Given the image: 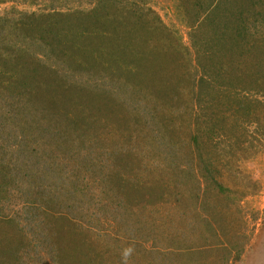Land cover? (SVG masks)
I'll list each match as a JSON object with an SVG mask.
<instances>
[{"label": "rangeland", "instance_id": "1", "mask_svg": "<svg viewBox=\"0 0 264 264\" xmlns=\"http://www.w3.org/2000/svg\"><path fill=\"white\" fill-rule=\"evenodd\" d=\"M67 4L64 0L0 1V17L8 16L5 20L16 29L15 48L36 47L26 32L27 26L18 25L19 14H37L40 17L37 26L42 30L49 20L41 14H53L54 18L79 11L77 14L88 17L75 23V31L65 26L67 22L56 19L55 33L51 36L56 40V50L65 57L61 58L65 62L62 68L67 67L64 71L73 73L71 80L75 87L65 83L43 102L32 104L35 111L32 116L44 125L53 116L58 129L72 120L67 135L69 142L75 144L73 147L67 144L65 150H58L59 147L44 146L48 151L44 159L50 165L54 162L61 165L64 178L59 179V172L46 176L40 173L44 176L41 180L25 175L34 160L23 170H17L19 174L13 173L10 203L0 209V264H93L94 259H81L77 250L98 257L107 253L105 245L113 252L103 254L95 264H264V124L252 120L248 112L238 114L243 117L240 123L227 117L229 110L237 112L232 107L234 96L216 105L205 94L203 102L206 100L215 110L218 108L217 116L224 123L220 122V135L214 141L202 138L199 149L189 145V126L194 121L191 76L195 78L201 71L195 47L198 44L194 40H202V45H206L216 36L224 37L220 53L225 68L223 82L228 84L232 71L229 62L234 55L237 64L234 68L238 72H234L233 88L241 90L240 97L250 103L248 108L255 109L260 104L258 100L264 101V0H237L235 25L228 28L236 37L234 49L233 33H227L223 27L230 17L219 22L216 17L201 15L185 0H123L118 5L125 9V17L118 32L111 26L116 16L107 9V2L78 0ZM244 7L251 11L246 13ZM127 14L135 15L129 18ZM199 20L204 27L192 38L189 24ZM219 23L222 25L218 26ZM60 29L68 33L62 37L67 40L63 49L59 47L63 36ZM49 32L50 29L48 35ZM35 38L41 42L39 33ZM48 54L54 64L57 55L50 51ZM38 57L43 58L40 54ZM252 61L256 67L248 77L246 70ZM243 73L246 74L242 76ZM5 102L0 104V110ZM154 107L158 115L151 111L156 116L147 120L145 115ZM27 118V115L21 118L25 130L32 126V119ZM239 124L246 127L234 131L231 126ZM2 136L0 150L5 147L6 151H0V162L5 158L8 163L7 152L18 147L20 133L3 132ZM31 136L32 132L30 140ZM56 139L59 141L60 135ZM105 150L112 153L109 158L105 157L108 153ZM86 152L94 158L87 164L80 155ZM22 164L20 159L14 166L22 168ZM118 169L128 174L129 183L126 177V183L113 184L112 172ZM202 172L213 174L223 185V191L214 190L211 178L203 182L199 191L195 182H199ZM102 174L105 178H101ZM119 188L126 193L128 190L132 202L123 199ZM135 188L140 192L133 193ZM44 192L57 200L40 211L39 204H33L36 197L28 195L36 193L43 200ZM166 200L168 204L161 207ZM162 213L171 215V223L166 226L158 222ZM102 214L107 217L108 226L97 222L95 225L108 230L113 228L109 221L113 216L121 221L116 230L128 229L124 223L130 215H135L139 222L144 218L153 220L146 229L154 233L150 240H160L159 246L142 241L141 246L152 252L145 260L136 254L129 236L120 244L115 243L114 235L105 233V237L99 230L87 232L88 237L80 236L78 220L84 217L87 226L95 221L93 215L101 219ZM183 215L188 221L185 225ZM137 224L131 229L145 227V223L142 227ZM189 224V239L183 242L179 234ZM212 227L218 231L217 238ZM165 238L169 241H162ZM216 243L224 246L216 251L209 248ZM184 250H189L186 257L181 255ZM162 254L168 259L162 260Z\"/></svg>", "mask_w": 264, "mask_h": 264}, {"label": "trees", "instance_id": "2", "mask_svg": "<svg viewBox=\"0 0 264 264\" xmlns=\"http://www.w3.org/2000/svg\"><path fill=\"white\" fill-rule=\"evenodd\" d=\"M0 1H8V0H0ZM64 1H68L67 5H72V4H75L76 1L78 0H64ZM185 1L192 8H194V10H198V13H200L201 15L216 17L219 22L223 20L226 16H229L230 19L227 21V23L223 27L225 29L224 31H228L227 33L229 34L233 33L232 35L233 38L231 36L232 42L228 40V44L231 42L232 49H234V43L236 41V37H234V32H231L232 29H228V28L234 27L235 25L233 24V20L235 19V16H237V13H236L237 12L236 10L237 0H185ZM98 2L101 4H103L104 2H107V9L113 12L117 18V19L112 18L113 22L111 26L113 27V30L115 32H118L120 28L119 26L120 21L121 19L123 20L125 17V14H124L125 9L118 5L121 2H123V0H120V2H117L116 0H98ZM244 9L246 13L251 11V9L246 10L247 9L246 7H244ZM78 12L79 11H76V12L72 11L69 14H58L54 18H53V14L51 15L41 14V17L43 19L49 20L46 24L45 30H44V27L42 30L40 29L39 25L37 26L38 24L37 22L38 20H40L39 19L40 17L37 14H31L29 16H22L21 14H19V17H18L19 20H17L18 25L23 23L24 25L27 26V27L26 26L24 27L27 28L26 32L30 33L29 37H31V39L33 40V44L36 46L35 49L34 48L32 49L27 46H17L15 48L17 44L15 43V41L13 42V40L17 39V35L15 36L14 34L16 29L11 25L9 20H5L7 19L8 16L0 17V25H2V29H0L2 31V33H0L2 34L0 35V65H1L0 66V104L6 101L2 106L3 107L2 109L4 110L2 109L0 110V138L3 140V136H2L3 132L7 133L10 131H15L18 134L20 133V136H18L17 139H21L18 147L13 149L14 152L7 150L8 151L7 153L10 156L8 163H6L5 158L2 159L0 162V209L3 208L4 205L6 207L10 203V200H11L10 197L12 196L11 191H13L14 189V185L11 184V178L14 177L12 176L14 175L13 173L15 172V174H19L20 172H18L17 170H23V167H28L27 165H31L30 163L33 160L35 161V163H33L30 166V168L28 167L26 169V172L24 171L25 175L28 174L32 178L41 180L48 173L55 174L59 172L58 174L59 179L62 180L64 178V175L62 174V171H61V165H57V162H54L52 165H50L49 161L44 159L46 158V155L48 154L47 153L48 151L44 150V146L48 148L59 147L58 150H65L67 144L69 145V147H73L75 144L69 142L70 138H69V135H67V133H70V127H71L70 122L72 120H70L69 124L67 125L62 124L61 128L58 129L56 128V120H55L56 117L53 116V118L48 123H46V125H44L42 121L38 122L37 120H35V117L32 116L33 115L32 112H35L32 108L33 107L32 104L33 102L34 103L43 102V100L47 96H50V94L53 91H56L57 88H60V89L63 88L65 83H67L66 86L68 87H73V88L75 87V84L73 83L74 81L71 80V78L73 77V73L69 72L68 70L64 71V69L66 70L67 67H63L64 69L62 68L65 62H63V60L61 61V58L65 59V57L63 53H59V51L56 50L57 48V46L55 45L56 40H53L51 36L54 32L53 29L56 25L55 24L56 19H61L62 21L67 22L65 26H67L70 30L75 31L76 22L81 23L82 21H86L88 19L87 16H84V15L82 16V14L80 13L77 14ZM103 12L105 13V11ZM16 14L18 13L16 12ZM134 15L135 14H127L126 16L130 18ZM221 23H224V21ZM221 23H219L218 26L222 25ZM202 24H203V21L201 22V20H199L196 23L189 24V26L192 29V33H191L192 38L195 37V34H197L204 27V25ZM216 24H217V21H216ZM49 29H50V32L48 35L47 32ZM60 30L63 36H60L61 39L59 40V43L61 45L59 47L63 49L65 47L64 42H66L67 40L62 37H66L68 33H67V30L65 29H60ZM38 33L42 37L41 42L35 38V36ZM44 33L46 35V38L44 36ZM223 38L220 36H216L214 40L207 41L206 45H202V42H203L202 40L201 42L199 39L194 40V42L198 44L195 47L198 52L197 57H198V62L200 65L199 67L201 71L197 72V75H198L197 77L194 78V75L191 76V82H192L191 85L194 86L193 87L194 93L191 98V100H193L191 110H192V118H194V121L189 126V131L191 134L189 145H192V146L194 145L198 149H199V144L202 138H209L211 139V141H214V139L217 138L216 136L220 135V133H218V130H220V124L224 123L217 116L219 109L216 108L215 110L214 106L213 105L211 106L206 100H205V103L203 102V98L205 94H207L210 101L216 103V105L217 104L220 105L222 100L227 101L231 99L232 96H234V99L236 101L235 102L233 101L232 107L233 106H234L233 108L236 107L235 109L237 112L236 114H234L233 112L229 110V114H225V115L227 117L231 116V118H234L235 122L236 120H238V122L240 123L243 118L242 116L241 118L238 117V114H241V113L246 114L248 112L252 120L256 119L258 123L264 124V119H263L264 105H262L264 104V101L258 100L260 104L259 105L256 104L255 109L252 107L248 108L247 106L250 105V103H247L246 101L247 99L243 98V96L240 97L241 90H239L238 92V89L236 90L232 86L234 85V82H235L234 72H238V69L236 70L234 68L237 66V64H235L234 55L232 56V59L229 62V68H232V71L230 70V76L228 75V84L226 82H223V80L226 79L223 75V71L225 70V68L223 67V64L220 62V58H221L220 53L222 54V48L225 45V39ZM49 51L52 54L57 55L58 57V60L56 61L54 60L55 61L54 64H53V61H51L52 58L48 54ZM39 54L42 55L43 58H39L38 57ZM229 57H231V55ZM66 59H69V58L67 57ZM255 67H256L255 63L253 61L250 62V66L246 70L248 77H249V74L253 72V69H255ZM246 73H243L242 76H244V74ZM55 80H58V81L56 82ZM251 80H252V77H251ZM117 89H120V88L118 87ZM134 100L137 102V99H134ZM227 102H226V105H228ZM251 103L254 104L256 102L253 101ZM151 111H153L155 114L158 115L157 107H154L148 110V114L145 115V118L147 120L152 116H156L155 114H152ZM25 115L28 116L27 119L29 120L32 119V121L30 122L32 123V126L29 125L28 130H25V128H23L24 123L21 124V118L24 119ZM151 120L152 118L150 119V121ZM192 126L195 127L194 131L192 130ZM244 126L246 127V125L239 124V126L232 125L231 127L232 129L234 128V131H236L237 129H240V127L243 128ZM30 132H32L31 140L29 139ZM12 134H15V133H12ZM59 135H60V139L58 141L56 137ZM63 141L65 142L63 143ZM90 143L91 142L87 143V145ZM4 148L5 147H2L0 151L5 152L6 150ZM105 151L108 152L105 155V157L109 158V155L111 156L112 153L109 150H105ZM61 153H65V152H61ZM17 155L18 157H16ZM80 155H83L84 157L83 161L85 163L86 162L89 163L94 160L93 154H91L92 156H90V154L88 155V153L86 152ZM20 159H22L23 161V164L21 166L22 168H19L18 166H14V163L16 161H19ZM84 166L85 168L90 169L88 165H84ZM212 166L214 165L211 163L210 167ZM205 168L209 169V166ZM40 173L44 174V176L40 175ZM113 173H114L113 177L116 180L115 181L114 179H112L113 184L117 183L118 185V182L126 183L125 181L126 177L128 179L127 182L128 183L130 182L128 174L127 173L124 174L120 169L116 170L115 172H112V174ZM182 173L184 174L186 172H182ZM212 175L213 174H211L210 176L205 175L202 172L201 175L198 176L199 182L196 181L195 183L196 185L198 184L199 191L203 189V186H202L203 182L208 181L209 178L213 179L212 185L214 187V190L223 191V185H221L218 182V180L214 178ZM101 178H105V174H102ZM22 181L25 182L24 180ZM45 183L46 182H44V184ZM37 185H40L38 181H37ZM62 188L63 186H60L61 191H62ZM195 191H197V189ZM27 192L31 193L30 190H28ZM139 192L140 191L137 188L133 190V193H139ZM119 194L123 195L122 197L124 200L127 201V203L132 202L129 198L130 195L128 193V190L126 193L125 191L121 190V188H119ZM54 195L58 196L59 193L54 192ZM28 196L36 197V200H33V204L34 206H37L39 204L38 209L40 211L43 210L44 207L48 206L52 201L57 200L55 196L49 194V192H44L43 200H41V197L39 198L36 193L34 195L29 194ZM167 204H168V201L166 200L164 201V203L160 204V206L162 207L163 205H167ZM85 208H86V211L89 212V205H87ZM99 211L100 213L102 212L101 208ZM102 216L104 218L98 219L97 217L93 215V217L95 218V221L92 224L88 222L89 225L87 226L85 224L86 220L84 219V217L80 218V220H78V223L76 222L77 223L76 227L80 233V236L84 235V237L85 236L88 237L89 235H87V232H91V231L94 232L95 230H99L103 232L104 236H105V233L114 235V240L116 244L117 243L120 244L122 239L129 236L130 241H132L133 243L131 244L132 247H136V250H137L136 254L140 255L145 260L147 258V255H149V253H152V252H149L148 250L146 251V249H144L140 243H142V241L147 240V242L153 243L152 245L159 246L160 240L157 238L150 240V238L152 237V235H154V233L152 231H148L149 229H146L147 223L148 224L152 223L153 220H150L149 218L148 219L144 218L143 220H140L139 222L138 218L135 215L133 216L130 215L129 218H125V223H124V225L128 226V229L120 227L117 229L118 230L117 231L116 227L117 226L119 227L121 221H118V218L116 216L115 217L113 216L109 219V221L113 225L112 230L100 229L99 225L96 226L95 225L96 222L100 224L103 223L104 225L108 226L107 217L104 214H102ZM158 218L161 219L158 222L159 223L163 222L165 226L168 223H171L170 213L168 214L162 213ZM181 220L182 222H184V225L188 223V221H186V215H183ZM136 223H138L137 225H140V226L142 225V223H145V227H144L145 229L144 228H139V230L131 229V226L135 225ZM189 227H190V224L188 226H184L181 228L182 232L179 234V237L182 235L183 238H181V240L183 242L189 239V235H187ZM212 231L214 232V236H216L215 238H217L218 231L214 227H212ZM177 239L178 237L175 238V240ZM162 241L164 242L169 241V239L167 240V238H165ZM219 246H221L222 248V246H224V243L223 244L222 243L221 244L219 243L211 244L209 248L215 250ZM104 247H106L107 253H102L98 257H94L92 254H84V251L83 252L81 251L82 249L77 250L78 254H80L78 256L81 259L82 257H85V258L89 257V259H92V260L94 259L93 264H95L97 260L101 261L102 257H104L102 256L103 254L104 255L111 254L113 252L109 250L110 248L109 245L107 246L105 245ZM167 251H169V249ZM187 253H189V250H186V251L184 250L181 253V255L186 257L188 256ZM160 257L161 256L159 255V258ZM161 259L167 260L168 258L164 254H162ZM80 264H83V263H80ZM88 264H91V263L89 262Z\"/></svg>", "mask_w": 264, "mask_h": 264}]
</instances>
